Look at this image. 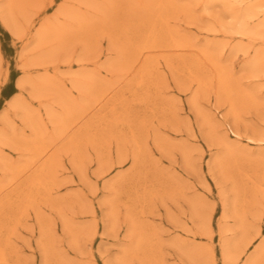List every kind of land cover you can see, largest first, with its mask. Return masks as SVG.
Wrapping results in <instances>:
<instances>
[{"label":"rangeland","instance_id":"1","mask_svg":"<svg viewBox=\"0 0 264 264\" xmlns=\"http://www.w3.org/2000/svg\"><path fill=\"white\" fill-rule=\"evenodd\" d=\"M231 1L0 0V264H223L234 238L264 264V32Z\"/></svg>","mask_w":264,"mask_h":264},{"label":"bare ground","instance_id":"2","mask_svg":"<svg viewBox=\"0 0 264 264\" xmlns=\"http://www.w3.org/2000/svg\"><path fill=\"white\" fill-rule=\"evenodd\" d=\"M230 1V0H229ZM233 4L235 5H238L240 10H239V13L237 12H234V33L240 37H247V38H250V37H253L255 35H257L258 33H261V32H264V0H232L231 1ZM231 4V3H230ZM105 5V4H104ZM98 6V5H97ZM8 8H6L7 10ZM74 10V9H73ZM3 11H4V8H3ZM10 11V10H9ZM7 11L5 14V18L3 16V20L5 22V25L6 27L13 33V35L15 36H19L20 32L18 30V27H17V24L14 22V17L12 18V16L9 17L8 15V12ZM59 11H62V9H60ZM1 12V11H0ZM65 12V11H63ZM11 14V12H9ZM61 13V12H60ZM0 15L2 16V14L0 13ZM13 15V14H12ZM261 18V19H260ZM2 19V18H1ZM260 19V20H259ZM2 20V21H3ZM50 20V19H49ZM254 20H258L257 23L255 24H251L252 21ZM17 21V20H16ZM79 25V24H78ZM48 28V27H47ZM46 28V29H47ZM56 28H58L59 30L57 31H60V30H63L62 28H59L56 26ZM55 28V30H56ZM54 29V28H53ZM52 29V30H53ZM232 29V28H231ZM50 30V29H49ZM50 32V31H49ZM53 32V31H52ZM44 33H48L45 31V27L42 26L40 30H38V32H36V35H37V40H41L43 41V37H44ZM52 35H56V33L54 34H51ZM58 35V34H57ZM46 36V35H45ZM57 37V40H58V36H55ZM61 37V36H60ZM47 39V37H45ZM51 38V37H50ZM52 39L54 41V37L52 36ZM50 39V40H52ZM49 39H47L48 41ZM40 41V42H41ZM36 42V41H35ZM37 43V42H36ZM58 43V42H56ZM42 44V42L40 43V45ZM44 44V43H43ZM37 46H39L38 44H36ZM57 46V45H56ZM174 47H177V45H174ZM262 54V53H261ZM147 56V53L146 52H140L139 55L137 56V59H136V65L132 67V71H134L136 69V67H138V65L142 62L143 58ZM37 59V58H36ZM27 62V61H26ZM30 63V62H29ZM28 66V65H27ZM251 69V72L256 74L257 73H260V72H264V56L260 55V54H255L254 58H253V61L250 63V67ZM197 69V68H196ZM262 74V73H261ZM84 75V74H83ZM221 75V74H220ZM221 77V76H220ZM46 80V79H45ZM35 85V84H34ZM37 85V83H36ZM37 87V86H36ZM43 87V86H41ZM45 88V87H44ZM43 88V89H44ZM39 90H42V89H39ZM45 90V89H44ZM38 90H36L37 92ZM33 92V91H32ZM40 94V93H39ZM34 96V94H32ZM38 96V95H37ZM35 97V96H34ZM23 107V106H22ZM62 111V110H61ZM54 112V111H53ZM55 118V117H54ZM226 124V123H225ZM228 130L230 129V133L231 135L236 139V140H239L241 139V136L237 133V132H234L230 126L228 125ZM264 137V136H262ZM252 138H247L246 140L248 142H253L251 140ZM258 139V138H257ZM227 143V142H226ZM255 143V142H254ZM257 143H261V144H264V139H260L258 140ZM46 153V152H45ZM45 156V155H44ZM24 172V171H23ZM197 202V201H196ZM200 202V201H198ZM225 203V202H224ZM200 204V203H198ZM223 204V202H222ZM193 205V204H192ZM194 206V205H193ZM192 206V211H194L193 215L195 218H197V213H196V208H194ZM197 206V205H196ZM226 206V205H225ZM210 207V206H209ZM202 208V207H200ZM199 208V209H200ZM224 208V207H223ZM194 209V210H193ZM228 209V208H227ZM201 210V209H200ZM223 210V209H222ZM203 212V211H202ZM227 212V211H226ZM196 213V214H195ZM225 213V212H224ZM201 217H202V214H200ZM226 216V215H225ZM193 217V218H194ZM199 217V218H201ZM199 220V219H198ZM197 220V221H198ZM203 220L200 223L201 227L202 228V231L203 232V235H207L209 238H212V222H211V215L208 214L204 219H201ZM222 224V223H221ZM222 227H223V224H222ZM199 228V229H200ZM221 228V226H220ZM244 228V227H243ZM258 228V227H257ZM111 230V229H110ZM223 230V228L221 229V231ZM226 230V229H224ZM238 230V229H237ZM246 230V229H245ZM13 231V230H12ZM241 231V230H240ZM257 231V230H256ZM223 232V231H222ZM227 232V231H226ZM225 232V233H226ZM95 233V232H94ZM225 233H222V234H225ZM259 232H257L255 235H257ZM92 234V233H91ZM240 234V233H239ZM254 235V236H255ZM206 236V237H207ZM244 237V236H243ZM240 238V236L238 237ZM248 238V237H247ZM225 239V238H224ZM227 239V238H226ZM223 240V239H222ZM238 240V239H237ZM237 240L236 238L232 239V240H228V241H224L222 244H221V247H220V254H221V259H222V263L223 264H234L236 261L239 260L240 256L243 255L246 251V249L248 248L249 244H250V241H246L244 243H241V247L238 246L237 247ZM241 241V240H240ZM243 242V241H242ZM262 244V243H261ZM260 247V246H259ZM183 249V248H182ZM181 249V250H182ZM203 250V249H202ZM254 251V250H253ZM262 251V250H261ZM260 251V252H261ZM185 252V251H184ZM259 252V253H260ZM258 253V252H257ZM191 254V253H190ZM192 254H197V252L195 253L193 251ZM192 254L190 256H192ZM206 254V253H205ZM189 255V254H188ZM253 255L255 256V254L253 253ZM2 254L0 253V258H1ZM213 256V254H212ZM251 256V255H250ZM257 256V255H256ZM249 257V256H248ZM188 258V257H187ZM212 258V257H211ZM190 259H194L192 262L196 261L197 258L195 259L194 257L192 258H189ZM255 258H253L252 256L250 258H248L247 261H244L246 262V264H254L253 262L256 260H254ZM198 261V260H197ZM196 261V262H197ZM211 264H215L214 260L212 261Z\"/></svg>","mask_w":264,"mask_h":264}]
</instances>
